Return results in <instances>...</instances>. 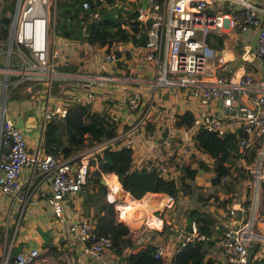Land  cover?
<instances>
[{"label":"built area","instance_id":"2783aa9c","mask_svg":"<svg viewBox=\"0 0 264 264\" xmlns=\"http://www.w3.org/2000/svg\"><path fill=\"white\" fill-rule=\"evenodd\" d=\"M56 3L57 0H12L8 35L4 42L0 39V59L4 57L6 60V72L3 74L12 75L8 81H0V189L16 195L23 186L22 171L31 166L37 170L41 182L46 181L49 185L46 201L54 215L70 221L64 214V203L86 184L91 168L87 158L80 156L69 161L45 153L41 150L42 135L37 149L30 151L26 132L10 118L12 111L6 99L8 82L16 87L23 80H43L48 90L41 100V134L46 122L56 113L50 106L53 95L49 88L54 79L60 78L56 71V45L59 39L66 38L59 35L55 27ZM103 5L132 14L131 21H137L139 29L134 35L137 39L144 37L140 58L152 67L154 87H170L181 93L188 103L186 109L194 114V127L202 125L218 136L233 134L236 146L233 158L252 173L253 178L248 182L249 205L233 203L219 210L218 219L227 228L213 236L224 257L217 264H246L248 248L256 242L260 248L253 257L263 259L264 234L260 230L264 228V204L261 203L264 185V0H83L82 7L89 13L87 23L98 18V10ZM254 28H258V33L253 47L246 50L245 59L257 57L262 63V68L257 71L241 70L223 53L224 47L214 48L207 41L212 32L225 35ZM85 29L84 24L82 35H85ZM138 46L141 45L134 44L132 40L114 42L107 50L102 47L103 60L113 64L123 59L126 51L133 54ZM116 51H121L119 57ZM13 61L17 62L12 67L17 70L15 72L10 69ZM80 86L75 85L65 93L64 107L69 101L92 100L94 91ZM26 89L30 90V87ZM138 101L139 92L135 91L128 97L129 107L134 109ZM176 112L168 113L172 122ZM133 128L131 126L123 133L131 134ZM111 141L113 138L106 139L103 145ZM254 146L255 157L248 163L246 157ZM160 168L163 173L169 171L166 166L161 165ZM26 197L25 193L19 195L20 199ZM175 202L172 195L166 194L165 206L171 208ZM230 218L236 219L229 225L227 219ZM154 221L155 225L146 221L145 228L161 231L166 224L161 213L154 215ZM175 226L180 245L206 237L195 221L188 228ZM92 228L88 220H72L65 232L72 242L82 244L84 255L99 257L110 240L107 236L96 235ZM168 248L163 239L160 240L155 256L168 254ZM38 255L36 247L22 248L13 254V264H52L40 261Z\"/></svg>","mask_w":264,"mask_h":264},{"label":"trees","instance_id":"16d2710c","mask_svg":"<svg viewBox=\"0 0 264 264\" xmlns=\"http://www.w3.org/2000/svg\"><path fill=\"white\" fill-rule=\"evenodd\" d=\"M82 1L57 0L55 27L59 35L69 39L76 38L86 41L87 44L95 49L105 47V50H107L114 42H125L128 40H132L134 44L141 45L136 47L137 49H141L145 45L144 37L140 39L135 38L134 33L138 31L139 26L137 21H131L132 14H125L117 7L108 8L106 5H103L98 10V18L87 23L89 13L88 10L82 7ZM12 11V0H0V39L3 42L8 35ZM84 24L86 25L85 35H82V26ZM207 41L214 48H221L223 47V34H214L212 32L207 37ZM115 54L119 57L121 51H116ZM129 55L130 53L126 51L125 56ZM126 61L127 59H120L113 64L127 67ZM60 69L65 72H71L74 70V67L72 65H64ZM79 71L82 72V70ZM65 80L56 78L52 81L55 93L60 83ZM29 95L31 96V93H28L26 96ZM91 101H69L65 107L64 114L54 113L46 122L41 142L45 153L52 155L63 153L64 156H68L73 150L84 144L82 137L86 133H90L89 139L87 138L90 143L94 142L93 138L97 139L99 137L98 140L103 137L104 139H110L118 135V126L115 118L106 109H94ZM193 124L194 114L191 110L184 109L175 113V120L172 122L173 128L190 130L191 135L189 140L192 144V149H194V151L189 153L187 158H177L175 153L168 157L169 161L167 160V163L178 174L176 178H173L171 175L168 178L156 181L152 186L144 184L141 187L134 183H127L125 180L130 174L128 167L132 165L130 156L132 149L126 145L111 149V143H108L101 153L98 154L97 166L92 170L91 168L88 170L86 184L79 192L81 194L83 213L90 217L93 224L92 230L96 235H103L109 238L110 243L107 247L121 258L120 263L216 264V260L209 255L210 248L216 244V239L213 236L222 231L220 227L225 230L227 226H225L223 221L218 219L219 213L214 217L211 210L207 208V203L187 208L183 216L185 217V221L181 223V218H176V222L174 223L177 226L183 225L188 228L191 226V222L195 221L199 229L205 232L206 237L202 240L187 241L183 245H180L179 242H174L169 252L171 255L166 254L163 257L155 256L156 243L149 240L142 246L138 245L140 244L138 235H141L143 232L149 233V228H145L143 232L139 231L138 235L132 232L129 225L119 219V211L116 207L117 200L113 196L110 197L108 184H103L100 181L104 172L112 171L118 174V180L122 188L132 198L139 199L147 191H156L171 194L176 200L181 196L180 192L192 194V191L195 190L193 186L196 182L195 179L201 172L212 171L210 183L215 186H222L225 193L229 194L226 200L231 201L240 193L242 180H251L253 178L251 171L244 167L237 168L236 173L231 171L229 163L231 158L234 157V151L236 150L234 135L227 133L224 136H218L202 125L194 127ZM254 157L255 146L246 157V162H252ZM149 161L147 160L146 163ZM153 169L155 171V167ZM225 175H227L226 179H222ZM249 195L250 189L246 187L243 205H249ZM261 203L264 204V185H262L261 190ZM169 232L174 236L177 233L176 229L175 231L170 229V225H164V230L160 231V234L165 236ZM174 236L171 239L172 242L174 241ZM259 248L260 244L257 242L251 244L248 248V257L251 258L252 263L264 261V258L257 259L253 257ZM14 253L11 250V254ZM10 263L13 264L12 258H10Z\"/></svg>","mask_w":264,"mask_h":264},{"label":"crops","instance_id":"0c3cea01","mask_svg":"<svg viewBox=\"0 0 264 264\" xmlns=\"http://www.w3.org/2000/svg\"><path fill=\"white\" fill-rule=\"evenodd\" d=\"M257 33L258 28H254L243 33L228 32L223 35V53L226 57L231 58L234 65L238 66L243 71H257L262 68V63L257 57H252L251 60L245 59L246 50L253 47ZM56 46L58 48L56 54V68L61 73H67L65 78L67 81H62L59 85L58 92L54 93L50 98V106L53 107L54 112L60 114L64 113L65 107L63 102L66 99L65 93L71 91L73 86L81 85L84 88L88 87L94 91V96L91 101L92 107L96 110L106 109L111 116L120 120V126L117 128L118 135L113 137V141L109 142L111 146L113 148H118L122 145H129L128 142H132L131 146L133 150L138 148L139 153L148 152L151 155L157 156L154 151L155 149L152 148L151 145L146 147L140 144L143 143L142 141L150 142L153 140L152 135L146 133L142 129L141 124H139L135 133H119L121 128L131 123V118L136 114V112L129 109L128 97L132 95L133 92L138 91L144 95V100H147L151 104V102H159L158 100L162 98V96H160L161 94H173V100L175 99L176 103H183L178 111L188 108V103L184 100L181 93L175 92L170 87H154V74L152 70H149L151 75L145 70L149 62L140 59L142 49H135L133 54L124 56L123 59H127V67H122L120 64L114 65L104 61L103 48H92L87 46L86 42H81L80 40L59 39ZM88 49L91 52L95 49L101 54L102 57L96 58L93 65L98 67V70L102 66L107 72H99L97 76H94L90 73L83 74L84 71H79L82 70L81 62L85 63L84 58L80 56L79 53H81V50ZM5 64L6 60L4 62V65ZM64 65H72L74 70L71 72L62 71L60 67ZM127 69H130V73L136 74V77L130 78L129 76H125ZM0 76V81L3 79H6V81L9 80L8 74L5 75L0 72ZM13 86L14 84L12 82H8L6 86L7 104L12 111L10 118L18 127L26 132L29 149L30 151H35L40 142V136L42 135L40 128L42 102L39 107L36 105L37 101H41V95L33 93L31 96L29 95V97L26 96L28 94L27 92L25 94H19V92H21H18L19 87ZM128 87L131 89H126ZM10 94H12V96L9 98ZM166 106L169 107L170 104ZM30 117H33V119H29ZM179 132H190V130L181 129ZM104 141H106V139ZM104 141L96 143L94 140V144L84 143V145H80L68 156H64L63 153H58L57 155L69 161L75 158L78 159L80 156H84L87 159L90 157L91 160L94 161V164L90 167L93 166L95 168L98 159L94 156L91 157V155L94 152L101 153L104 148L102 145ZM140 147H143V150H141ZM185 149H188V147ZM41 150L43 151V148H41ZM188 150L189 153L194 151L192 147H189ZM176 156L179 158L178 155ZM167 173H169V171ZM211 174L212 171H203L195 181L198 180V185H200V180L206 176H211ZM108 177L112 178V176H107V179ZM116 180L118 179H113L111 182L114 183ZM21 181L23 182V186L16 195L5 193L0 189V264H11L10 258L13 256L11 250L16 252L22 248L29 249L31 247L38 248V259L45 263L120 264L121 258H119L117 254L111 252L108 247L102 251L99 257H90L82 253V244L79 241L72 242L67 236L65 229L72 220L84 219L92 224L90 217L83 213L80 193L67 199L64 203V214L70 221H63L54 215L51 206L47 203L46 196L48 194L49 185L46 181L41 182L37 170L34 171L31 166L26 167L22 171ZM207 182L208 181H206V183ZM28 183H31L29 187L27 186ZM114 184L120 185L117 182ZM24 193L27 195L26 199H20L19 195ZM147 193H150L148 194L149 198H152V196L157 193L159 195H166L165 192ZM211 199L212 198L209 200ZM178 201L179 200L176 199V204ZM213 208L214 206L212 205L209 207V210H213ZM216 209L219 211V207ZM163 215L166 217V213ZM122 218L123 217L120 215L119 219L123 220ZM183 221H185V217L182 216L180 222L182 223ZM155 223L156 222H151L153 225H155ZM129 227L132 232L138 235V232L142 231L145 226H141L140 228ZM260 232L264 234V228H262ZM138 236L140 240L139 246H142L149 240L157 244L160 240L164 239V235L160 234V231L154 228L149 229V233L143 232ZM173 245L170 244L171 249ZM261 251H264V249H261ZM7 255L9 259L5 260ZM168 255H170L169 252ZM209 255L216 260V264L219 261L222 262L224 259L219 247L211 251V253L209 252Z\"/></svg>","mask_w":264,"mask_h":264},{"label":"rangeland","instance_id":"374dc122","mask_svg":"<svg viewBox=\"0 0 264 264\" xmlns=\"http://www.w3.org/2000/svg\"><path fill=\"white\" fill-rule=\"evenodd\" d=\"M70 40H76V38H70ZM81 42H86V41L82 40ZM87 46H90V45L87 44ZM7 47H8V45H6V47H5L6 50H7ZM90 47H92V46H90ZM79 55L82 56L85 60V63L81 62L82 71H84L83 74L90 73L94 76H97V74L99 72H103V71L107 72V70L104 69L102 66L98 70V67L93 65L96 58L102 57L101 54L97 50L94 49L92 52L89 51V49L88 50H81V53H79ZM4 62H5V58L2 57L0 59V72H1V74H3V72H6V69L4 67L5 66ZM16 63H17L16 61H13V65H11V67H10V69L14 72L17 70L13 69L12 67H15ZM232 64H234L233 61H232ZM150 68H152V67L149 63L148 65H146L145 70L148 71V73H150V75H151V72H149ZM56 71H58V75L60 78H66L67 73H61L57 69H56ZM129 71H130V69H127V73L125 74V76H129L130 78L136 77V74L130 73ZM11 78H12V75L9 74V79H11ZM29 82H31V83H29ZM53 85L54 84L51 83V86L49 88L52 95H53V93H55V91H53ZM27 86L30 87V90L26 89ZM17 87H19L18 92L21 91V92H19V94H25L26 92H30L31 94H33V93L38 94V95H41V97H40L41 100H44V96H46L47 90H48V86L46 83L43 82V80H33V79L23 80L17 85ZM22 89H25V90H22ZM126 89H131V88L128 87ZM58 90H59V88H58ZM58 90H57V92H58ZM11 96H12V94H10L9 98ZM160 96H162V98L160 100H158L159 102H151V104H150L147 100H144V95H142L139 92V101H138V103H136L135 108L133 109V108L129 107V109L136 112V114L131 118L132 119L131 123L128 124L126 127L121 128L119 131V133H122L124 130L128 129L129 127L134 126L133 133H135V131L137 130V128L139 126V124L136 122L141 121L140 124L142 126V129L146 133H149L150 135H152L153 140H151L150 142L142 141L143 143H140V144H143L146 147H148V145L149 146L151 145L152 148L155 149L154 151L157 154V156H155V155H151L148 152H145V153L140 152L139 153L138 148L136 150H133V148L131 146L132 142H128L129 145H126V146H128L132 149L131 155H130L132 165H131V167H128L129 169L127 168L128 172L130 173L125 180L127 183H134V184H137L138 186H141V187L144 184H148L149 186H152L153 183H155L156 181H159V180L164 179V178H168L171 175L173 178H176L178 174L175 173V170L173 169V167L167 163L168 157L174 153L176 155H178V157H186L187 158L189 155L188 149H189V147L190 148L192 147V144L190 143V140H189L191 131L180 133L179 132L180 130H177L176 128L173 129V127L171 126L172 121L170 120V117L168 115V113H171V112L174 113V112L178 111L181 108V106L183 105V103H176L175 99L173 100V94L168 95L166 93V94H161ZM40 103H41V101L39 100L36 102V105L39 107ZM167 104H170V106L167 107L166 106ZM141 118H142V120H141ZM115 121L117 122V126L119 127L120 126L119 125L120 120L116 118ZM152 126H153V128H152ZM89 135H90V133H86L82 137V140L84 139L83 140L84 143H87V142H88V144L90 143V141L88 140ZM91 137H93V136H91ZM98 138L99 137H97V139L93 138V141L95 140L96 143H98V142H102L105 140L104 137L100 138L99 140H98ZM160 138H162V140H160ZM90 144H94V142L93 143L91 142ZM159 144H160V146H159ZM186 147H188V149H185ZM111 149H113V147ZM140 149L143 150V147H140ZM98 154H99V152H94L91 155V157H93V156L98 157ZM198 155H200V154H198ZM147 160H150V161L148 163H146ZM87 163L90 167L91 165L94 164V161L91 160V158L89 157L87 159ZM229 164H230V167H232L231 171H233V173H236L237 168H243L244 167L241 164H239V162L234 158H231ZM161 165L166 166L167 168L171 169V170H169V173H167V175H166V173H163V170L160 168ZM143 167H145V169H143ZM153 167H155V171H154ZM93 168L94 167L92 166L91 170ZM112 173H114L116 176V179H118L117 173L112 172V171H106L102 174L103 178L106 180V182L112 183L111 180H113V179L110 177H108V179H107V177H106V176H110ZM210 180H211V176H206L205 178L200 180L201 181L200 185H198L199 181L196 180L195 184L193 185L195 190L192 191V194L189 195V194H183L182 192H180L181 196L178 198L179 201L177 202V204L175 202V204H173V206L171 208L164 205V202L166 200V195H159L158 193L154 194L152 196V198L153 197L157 198V199L161 198L160 202L157 203L156 206L154 205V207H151V208H147L145 206H142L141 205L142 203L150 201L149 200L150 198H149V196L147 197L146 193L147 192H156V191H147L141 198L135 199V198H132L130 196V194L122 188V185H121V183H119L120 182L119 180L114 181V183L117 182L118 184H120L119 186L117 185L120 188L119 189L120 191L113 192L110 189L109 190L112 192L114 198L117 200L116 207L118 204H126V203L132 201L131 206H129L130 207L129 209L132 212V214L134 215L135 219H138L139 214H142V213H144V215L150 214V217H152V218H154L153 215H155V214L161 213V215H163L166 213V217H165L166 224L165 225H170V229L175 231V229H176V226H175L176 224H174L175 219L176 218L177 219L182 218V216H184V214L186 213V209L191 208L194 205L201 206L204 203H207V208H209L210 206L213 205L214 208H213V210H211V212L213 213V215L215 217L216 214L219 213L218 209H216L217 207H219V210H223V209H226L227 206L232 205L233 203H236L237 205L239 203H243V201L245 199L246 187L247 188L249 187L248 186V182H249L248 179L242 180L240 193L237 194V196L234 197L231 201L226 200L228 198L229 194L225 193V191L223 190V187L220 185L215 186V185L211 184ZM206 181H208V182L206 183ZM110 191H109V193H110ZM147 194H150V193H147ZM166 194H168V193H166ZM145 195H146V197H145ZM130 198H132V199H130ZM210 198H212V199L209 201L208 199H210ZM128 200H130V201H128ZM134 200H139V201H134ZM131 208H133V209L131 210ZM250 208H252V207L250 206ZM120 213H121V211H120ZM120 213H119V216L121 215ZM135 214H137V217ZM236 218H234V219H236ZM122 219L125 220V222L130 226V224L127 222L128 221L127 219H125V218H122ZM234 219H231V218L227 219V223L229 225H230V223L233 224ZM139 223L137 224L136 228L137 227L140 228L141 226H145L146 221L141 222V224H139ZM177 224L179 225V223H177ZM144 228H143V230H144ZM220 229L223 230L222 227H220ZM162 230H164V225H163ZM173 236L174 235L171 232H169L168 235H165L164 239H163V241L169 246L168 250H170V251H171L170 244L173 245L174 242H178L177 235L174 236V241L173 242L171 241ZM217 248H218V246L215 244V246L210 248V253H211V251H213ZM170 255H171V253H170Z\"/></svg>","mask_w":264,"mask_h":264},{"label":"bare ground","instance_id":"6f19581e","mask_svg":"<svg viewBox=\"0 0 264 264\" xmlns=\"http://www.w3.org/2000/svg\"><path fill=\"white\" fill-rule=\"evenodd\" d=\"M29 119H33V117H30ZM110 176H112V178L113 179H116V176H115V174H112V175H110ZM107 177V176H106ZM107 184H108V186H109V189L111 190V191H113V192H117V191H120L119 189V187L116 185V184H113V183H109V182H107ZM110 191V197H112L113 196V194H112V192ZM127 193V192H126ZM147 196H148V194H146ZM146 195H145V197H146ZM114 197V196H113ZM144 197V198H145ZM143 198V199H144ZM130 199H132V198H130ZM142 199V200H143ZM150 201H147V202H144V203H142L141 205L142 206H145V207H147V208H151V207H154V205L156 206V204L157 203H159L160 202V200H161V198L160 199H157V198H150L149 199ZM126 201V200H125ZM128 201H130V200H128ZM135 201V200H134ZM136 201H139V200H136ZM131 203H132V201H130V202H128V203H126V204H118L117 205V207L119 208V210L121 211V217H123V218H125V219H127L128 221V223L130 224V226L132 227H136L137 226V224L139 223V224H141V222H144V221H151L152 223H154L155 221H154V218H152V217H150V214H148V215H144V213H142V214H139V216H138V219H135L134 218V215L132 214V212L130 211V207L129 206H131ZM134 208V207H133ZM133 208H131V210L133 209ZM141 208V207H140ZM145 210V209H144ZM141 211V210H140ZM154 211V210H153ZM142 212V211H141ZM145 212V211H144ZM128 213V214H127ZM131 215H130V214ZM151 213V212H150ZM146 214V213H145ZM136 215V217H137V214H135ZM140 226V225H139Z\"/></svg>","mask_w":264,"mask_h":264},{"label":"water","instance_id":"95a60500","mask_svg":"<svg viewBox=\"0 0 264 264\" xmlns=\"http://www.w3.org/2000/svg\"><path fill=\"white\" fill-rule=\"evenodd\" d=\"M31 120H32V119H31ZM27 126H29V125H27ZM100 181H101V183H103V184H107L106 180H105L103 177L100 179ZM247 264H264V261L256 262V263H252L251 258L248 257Z\"/></svg>","mask_w":264,"mask_h":264},{"label":"clouds","instance_id":"9594fccd","mask_svg":"<svg viewBox=\"0 0 264 264\" xmlns=\"http://www.w3.org/2000/svg\"><path fill=\"white\" fill-rule=\"evenodd\" d=\"M141 59V58H140ZM141 60H143V59H141ZM143 61H145V60H143ZM147 62V61H146ZM151 70H152V68H150ZM153 73V72H152ZM62 79H65V78H62ZM117 209H118V211H119V208L117 207ZM119 213H120V211H119Z\"/></svg>","mask_w":264,"mask_h":264}]
</instances>
